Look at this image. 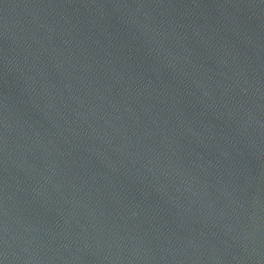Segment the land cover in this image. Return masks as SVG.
Returning <instances> with one entry per match:
<instances>
[{
  "label": "water",
  "instance_id": "1",
  "mask_svg": "<svg viewBox=\"0 0 264 264\" xmlns=\"http://www.w3.org/2000/svg\"><path fill=\"white\" fill-rule=\"evenodd\" d=\"M0 264H264V0H0Z\"/></svg>",
  "mask_w": 264,
  "mask_h": 264
}]
</instances>
